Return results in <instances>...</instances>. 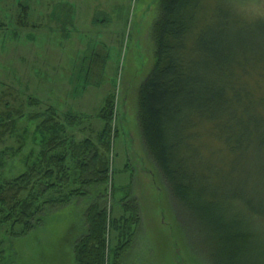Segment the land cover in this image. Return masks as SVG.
I'll return each instance as SVG.
<instances>
[{"label": "trees", "instance_id": "obj_1", "mask_svg": "<svg viewBox=\"0 0 264 264\" xmlns=\"http://www.w3.org/2000/svg\"><path fill=\"white\" fill-rule=\"evenodd\" d=\"M236 1L159 0L152 31L156 64L137 101L144 146L186 220L204 235L214 264H244L258 233L264 239V18L247 20ZM112 110L108 99L98 114L96 140L69 134L86 116L61 120L51 107L28 118L36 120L30 138L41 140L39 152L21 159L25 169L17 175L0 179V230L11 241L58 207L88 197L93 202L84 213V234L72 243L74 264L120 263L139 216L124 197L122 216L113 217L116 195L127 191L113 184L108 157ZM15 126L9 113L0 112V138ZM243 207L257 210L258 232L239 218ZM112 231L118 239L110 247ZM3 242L0 264H8L12 255H5Z\"/></svg>", "mask_w": 264, "mask_h": 264}, {"label": "rangeland", "instance_id": "obj_2", "mask_svg": "<svg viewBox=\"0 0 264 264\" xmlns=\"http://www.w3.org/2000/svg\"><path fill=\"white\" fill-rule=\"evenodd\" d=\"M234 6L247 20L264 18V0H238ZM159 16V0H0V112L16 121L15 130L0 138V179L17 175L25 169L21 159L39 152L41 140L30 138L36 120L28 118L51 107L61 120L86 116L69 134L77 141L96 140L98 114L111 99L115 132L108 157L113 184L127 191L116 195L113 217L122 216L124 200L138 207L139 216L119 264H214L204 235L186 220L151 160L138 124V92L156 64L152 31ZM24 142V152L13 155ZM92 202L74 199L13 241L0 230L5 255H12L8 264H74L73 239L84 234V213ZM107 205L112 208L110 198ZM253 211L243 207L239 218L258 232L259 214ZM117 234L111 232L110 247ZM257 236L244 264H260L264 239Z\"/></svg>", "mask_w": 264, "mask_h": 264}]
</instances>
